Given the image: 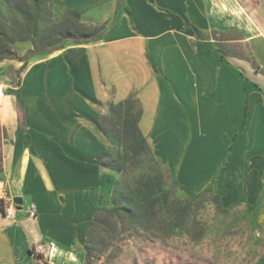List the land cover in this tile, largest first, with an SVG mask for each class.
Returning <instances> with one entry per match:
<instances>
[{
  "label": "crops",
  "instance_id": "crops-1",
  "mask_svg": "<svg viewBox=\"0 0 264 264\" xmlns=\"http://www.w3.org/2000/svg\"><path fill=\"white\" fill-rule=\"evenodd\" d=\"M117 2L54 0L57 13L104 24L116 12V22L100 41L18 62L0 78V188L22 201L12 219L0 209V264H31L34 249L47 264H84L78 236L110 208L116 181L92 163L110 151L95 123L131 98L181 195L217 196L224 207L264 200V34L252 20L264 19V0ZM211 31L236 32L225 43L248 55L223 54L200 36Z\"/></svg>",
  "mask_w": 264,
  "mask_h": 264
},
{
  "label": "rangeland",
  "instance_id": "rangeland-1",
  "mask_svg": "<svg viewBox=\"0 0 264 264\" xmlns=\"http://www.w3.org/2000/svg\"><path fill=\"white\" fill-rule=\"evenodd\" d=\"M245 1L251 8L256 2ZM69 13L72 12L57 13L54 0H0V30L8 35L4 50L15 57L0 62V78L8 74L12 65L22 63L28 51L60 49L69 44L66 37L86 35L90 23ZM35 15L40 19L33 35H28L25 18ZM252 20L264 34V19ZM200 36L217 41L223 54L248 55L243 44L225 43L239 37L234 31H211ZM113 122L108 113L100 125L111 132ZM109 143V153L116 158L121 146L112 140ZM138 161L135 168L129 169V177L159 174L169 199L176 201L177 208L186 207L184 217L178 221L162 214L150 227L136 229L127 222L99 214L100 222L90 236L83 238L85 244L80 245L84 264H264V200L255 207H224L212 195L185 197L153 156L145 154ZM31 264L47 262L34 249Z\"/></svg>",
  "mask_w": 264,
  "mask_h": 264
},
{
  "label": "trees",
  "instance_id": "trees-1",
  "mask_svg": "<svg viewBox=\"0 0 264 264\" xmlns=\"http://www.w3.org/2000/svg\"><path fill=\"white\" fill-rule=\"evenodd\" d=\"M32 1L35 3L36 0ZM44 1L50 2L51 0ZM120 4L121 0H118L117 7ZM69 12H72L69 14H73V17L80 18L77 12ZM116 18L117 15L115 12L110 22L104 24L90 23L91 27L86 35H82L80 38L66 37L65 40L69 44H86L100 41L104 38L105 31L116 22ZM39 19V15L25 18L28 35H33ZM186 22L188 21L186 20ZM189 26L191 30L197 31L195 27ZM7 37L8 35L0 30V62L15 58L8 55L7 50H4V39ZM55 50L58 49L42 50L40 52L36 50L28 51L21 61L23 64L20 69L24 68L29 59L49 54ZM221 59H223V54H221ZM17 113L19 123L23 124V115L18 103ZM109 115L114 121L113 131L110 132L105 129L100 125L101 122L95 123V127L109 142L112 140L113 143L121 146L122 151L118 153L116 158L109 152H105L96 156L92 160V163L113 171L118 176V180L114 183L112 189L110 208L97 209L93 219L90 221L88 236H90L94 226L100 222L99 214H105L112 219L127 222L136 229L150 227L162 214H167L169 218H176L178 221L181 220L185 215L186 207L177 208L176 201L169 199V193L163 191L159 174L146 177H129V169L136 167L139 162L138 158L145 154L153 156L147 141L137 127V121L140 116L137 100L131 98L121 103L111 104L109 107ZM214 198L217 203L222 205L219 197L214 196ZM78 242L80 245H84L86 241L78 236ZM28 252L32 255L31 249Z\"/></svg>",
  "mask_w": 264,
  "mask_h": 264
},
{
  "label": "built area",
  "instance_id": "built-area-1",
  "mask_svg": "<svg viewBox=\"0 0 264 264\" xmlns=\"http://www.w3.org/2000/svg\"><path fill=\"white\" fill-rule=\"evenodd\" d=\"M3 94L2 90L0 89V105L2 103ZM14 198L3 188H0V209L3 212V215L8 218L12 219L16 213V204L14 203ZM30 215H34V210L30 209Z\"/></svg>",
  "mask_w": 264,
  "mask_h": 264
},
{
  "label": "water",
  "instance_id": "water-1",
  "mask_svg": "<svg viewBox=\"0 0 264 264\" xmlns=\"http://www.w3.org/2000/svg\"><path fill=\"white\" fill-rule=\"evenodd\" d=\"M13 200H14V203L16 204V206H20L22 203L20 198H14Z\"/></svg>",
  "mask_w": 264,
  "mask_h": 264
}]
</instances>
